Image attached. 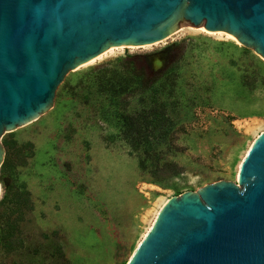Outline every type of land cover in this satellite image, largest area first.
<instances>
[{"label": "rangeland", "instance_id": "obj_1", "mask_svg": "<svg viewBox=\"0 0 264 264\" xmlns=\"http://www.w3.org/2000/svg\"><path fill=\"white\" fill-rule=\"evenodd\" d=\"M168 45L174 77L130 99V109L145 104L156 114L159 102H177L170 135L182 150L164 156L175 170L154 183L122 132V102L97 92L93 76L126 55L152 54L157 68ZM158 122L164 129L167 120ZM263 130L264 59L226 32L191 26L147 47L101 53L60 83L44 113L0 136L8 184L3 198L0 180V264H126L169 197L236 182Z\"/></svg>", "mask_w": 264, "mask_h": 264}, {"label": "water", "instance_id": "obj_2", "mask_svg": "<svg viewBox=\"0 0 264 264\" xmlns=\"http://www.w3.org/2000/svg\"><path fill=\"white\" fill-rule=\"evenodd\" d=\"M198 25L264 59V0H0V136L44 113L60 83L98 54ZM3 152L0 143V163ZM126 264H264V130L236 182L169 197Z\"/></svg>", "mask_w": 264, "mask_h": 264}, {"label": "trees", "instance_id": "obj_3", "mask_svg": "<svg viewBox=\"0 0 264 264\" xmlns=\"http://www.w3.org/2000/svg\"><path fill=\"white\" fill-rule=\"evenodd\" d=\"M170 49L172 45L159 51L160 65L157 68L152 65V54L126 55L116 59L110 65L103 66L93 76L97 84V92L109 99L115 98L122 102V111L119 113L122 132L127 137L132 151L137 154L139 168L144 170L148 165L145 171L154 183L160 182L165 174L171 175L170 170H175L176 164L164 156L170 152L182 150L170 135L177 102L167 100L159 102L160 109L156 114L152 111L157 108L153 110L145 104L138 109H130V99L136 91L144 92L154 83L159 82L162 77H174L175 71L172 64L175 59L166 55ZM159 118L162 122L167 120L166 126L161 130ZM160 145L164 147H158ZM0 180L4 189L2 197L5 198L8 194V184L2 177Z\"/></svg>", "mask_w": 264, "mask_h": 264}, {"label": "bare ground", "instance_id": "obj_4", "mask_svg": "<svg viewBox=\"0 0 264 264\" xmlns=\"http://www.w3.org/2000/svg\"><path fill=\"white\" fill-rule=\"evenodd\" d=\"M209 31V30H208ZM101 54V53H100ZM100 54H98L97 56H95V57H93V58H91L88 62H92L94 59H96V58H98V57H100ZM145 235V234H144ZM143 238V237H142Z\"/></svg>", "mask_w": 264, "mask_h": 264}]
</instances>
